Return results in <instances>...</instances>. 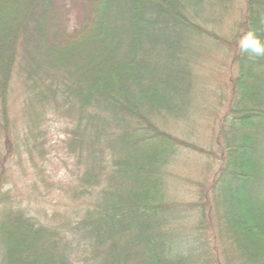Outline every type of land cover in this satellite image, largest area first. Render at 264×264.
Here are the masks:
<instances>
[{"label":"trees","instance_id":"1","mask_svg":"<svg viewBox=\"0 0 264 264\" xmlns=\"http://www.w3.org/2000/svg\"><path fill=\"white\" fill-rule=\"evenodd\" d=\"M248 32L264 0H0V264H264Z\"/></svg>","mask_w":264,"mask_h":264},{"label":"clouds","instance_id":"2","mask_svg":"<svg viewBox=\"0 0 264 264\" xmlns=\"http://www.w3.org/2000/svg\"><path fill=\"white\" fill-rule=\"evenodd\" d=\"M238 46L241 54L249 59L264 58V40H261L255 33L248 32L239 41Z\"/></svg>","mask_w":264,"mask_h":264},{"label":"rangeland","instance_id":"3","mask_svg":"<svg viewBox=\"0 0 264 264\" xmlns=\"http://www.w3.org/2000/svg\"><path fill=\"white\" fill-rule=\"evenodd\" d=\"M59 124H57L56 126H58Z\"/></svg>","mask_w":264,"mask_h":264}]
</instances>
